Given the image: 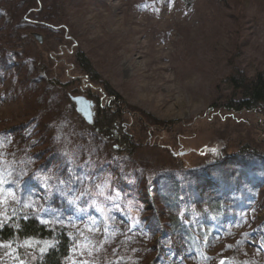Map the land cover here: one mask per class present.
<instances>
[{
    "label": "rangeland",
    "instance_id": "rangeland-1",
    "mask_svg": "<svg viewBox=\"0 0 264 264\" xmlns=\"http://www.w3.org/2000/svg\"><path fill=\"white\" fill-rule=\"evenodd\" d=\"M0 15L21 32L6 39L0 25V227L18 210L64 223L70 264H264V114L224 110L240 98L229 75L264 72V0H2ZM39 70L78 137L67 155L26 133L35 119L18 88ZM87 93L121 118L131 155L76 111L81 95L94 118ZM7 129L17 137L4 145ZM231 160L261 178L242 212L211 177L229 185ZM46 244L0 238V264L33 263Z\"/></svg>",
    "mask_w": 264,
    "mask_h": 264
},
{
    "label": "trees",
    "instance_id": "trees-1",
    "mask_svg": "<svg viewBox=\"0 0 264 264\" xmlns=\"http://www.w3.org/2000/svg\"><path fill=\"white\" fill-rule=\"evenodd\" d=\"M11 12H15L14 5L13 9L10 10V16H13L11 15ZM1 16L2 15H0V18ZM0 25L1 27L3 26L2 35L4 36V38H6V36L11 38H19L21 33L19 31V25L17 26L16 24H13L10 19L4 18L3 16L0 19ZM76 60L81 70L86 73L90 80H93L91 75H89L91 74L89 73L91 71L89 63L86 60L85 56H83L82 54H76ZM27 67L26 74H30L31 71H28ZM31 70H33V68ZM41 71L42 70L35 71L36 77H29L26 80L25 84L18 88L19 93L22 94L24 99L30 98L29 100L31 101L27 103L25 109L27 113L31 115L33 119H35L33 120L35 123L34 131L30 129V131H27L26 133L30 134L32 132L34 135V140L32 141H36V143L41 141V143L45 144L48 151H50L52 154L67 155V153H65L66 149H61L60 147L63 146L68 149L69 145H75L76 139L78 137L71 134L70 131L74 130L72 126L62 127L63 125L60 123V107L58 106L56 101L58 99L62 101V99L58 97L55 98V104H52L50 109L49 104H51L52 100L47 96L48 93L46 92V88H44L45 86L43 87L41 84L43 82H46V84L50 85V83L47 79H44V81L41 79L42 82L38 83V79H40L41 76H45V74L42 75ZM26 78L27 77L23 78V81H25ZM228 83L231 85L233 91L239 92L238 96L240 98L238 100H234V97H229L228 103L224 106V110L234 111L235 113L241 110H255V112L258 111L264 114L263 71H258L255 75L247 77L237 70V72L235 71L233 72V74L229 75ZM62 92L65 93V91ZM73 92H76V89H74ZM87 97H91L95 101V114L92 124L89 125L92 131H94V135L104 138L109 142L111 140H115L118 146L126 151V154L128 153L129 155H131L134 150V144L132 140L133 135H130L126 130L118 131L115 127L116 123L120 121L121 118L116 117V112H112L109 111V109H106L107 106H103L97 98H93L92 94L89 93ZM6 131H8V135L7 132L4 131L6 133L5 139H1V141L4 145L6 142L9 145L12 141V138L16 139L17 136L15 135L13 130L11 132L9 129H7ZM115 131L116 134L114 133ZM239 150H241L239 152L242 153L251 152V148L249 145H245L244 147H242V149ZM252 152L256 151L254 150ZM259 156H261V154ZM224 157L225 155L218 156L215 161L217 160L216 162H224ZM231 162L232 163H229L232 166L237 167V171L240 173L237 172V174H233L231 172L228 175L224 174V178L227 177L228 183H230L229 185L226 183L224 186L222 185L224 182L223 179L218 177V171H216L215 176L211 177L216 184L215 187L221 188V195H225L227 193L228 196L232 194L231 196L234 197V200H237L238 198L241 199L233 211L235 212L238 210L239 212H242L243 205L246 204L250 199L251 190L260 186L257 183L254 184V182L261 181V178L255 176L257 167L250 166L254 168L252 169L246 168L245 165V167L241 169V167L237 163H234V160H231ZM207 175L209 177L211 173ZM208 177H206L205 179H208ZM240 178L242 179L239 182L238 180ZM140 182L144 183L146 182V180L141 179ZM211 185L213 184L211 183ZM252 185L254 186L252 187ZM16 192L20 194V192ZM167 192L168 191H164L163 189L161 191V199H163V201L169 198V193ZM19 197L21 198V195H19ZM17 212L18 213H15L14 223H11L10 225L5 224L0 227V238L12 240L42 238L47 241V244L45 245L43 251L40 253L39 257H37V259L34 260L33 263L29 264H70L66 261V257L70 251L71 240L66 227L63 226L64 223H59L57 225L56 223L49 222V225H47L46 223L39 220L37 216L38 212L36 210H32L30 212L32 213V215H28L29 211H26V214L23 213V211L19 210ZM158 217L159 216H157V219L159 221ZM179 223V221H174L171 224L172 228H176L177 226L179 227ZM260 225L261 227L264 226V220L260 222ZM152 226H156V224L153 223ZM156 228L157 226L155 227V229ZM240 237L241 236H239L237 239H240ZM236 241L237 243L235 244V246L237 247L241 242H238V240Z\"/></svg>",
    "mask_w": 264,
    "mask_h": 264
},
{
    "label": "water",
    "instance_id": "water-1",
    "mask_svg": "<svg viewBox=\"0 0 264 264\" xmlns=\"http://www.w3.org/2000/svg\"><path fill=\"white\" fill-rule=\"evenodd\" d=\"M36 37H38L37 39L40 40V37L38 35H36ZM72 100L75 102V109L78 113H80L83 118L86 119V121L88 123H91L93 121V111H92V103L90 100L84 98L81 95H77L75 97H71Z\"/></svg>",
    "mask_w": 264,
    "mask_h": 264
},
{
    "label": "bare ground",
    "instance_id": "bare-ground-1",
    "mask_svg": "<svg viewBox=\"0 0 264 264\" xmlns=\"http://www.w3.org/2000/svg\"><path fill=\"white\" fill-rule=\"evenodd\" d=\"M36 38H38V37H36Z\"/></svg>",
    "mask_w": 264,
    "mask_h": 264
}]
</instances>
